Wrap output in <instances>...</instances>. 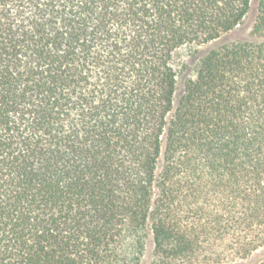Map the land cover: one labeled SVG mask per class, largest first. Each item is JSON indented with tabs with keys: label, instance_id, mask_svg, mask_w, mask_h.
<instances>
[{
	"label": "trees",
	"instance_id": "obj_1",
	"mask_svg": "<svg viewBox=\"0 0 264 264\" xmlns=\"http://www.w3.org/2000/svg\"><path fill=\"white\" fill-rule=\"evenodd\" d=\"M252 10L177 96L174 52ZM151 234V264L264 249V0H0V264H142Z\"/></svg>",
	"mask_w": 264,
	"mask_h": 264
},
{
	"label": "rangeland",
	"instance_id": "obj_2",
	"mask_svg": "<svg viewBox=\"0 0 264 264\" xmlns=\"http://www.w3.org/2000/svg\"><path fill=\"white\" fill-rule=\"evenodd\" d=\"M253 16L254 12L252 10L248 14L247 18L245 19L244 25L241 28L223 35L222 38L216 41L207 44H187L178 48L174 52L172 62L178 75L177 96L182 93L187 78L195 75L196 65L199 62L201 56L205 54L208 49L215 45L217 42L229 41L238 37L247 36L248 32L250 31V25ZM153 247L154 243L151 234L147 241V249L143 256L142 264H151L153 258ZM262 259H264V249H260L242 260L226 261L216 264H259Z\"/></svg>",
	"mask_w": 264,
	"mask_h": 264
}]
</instances>
